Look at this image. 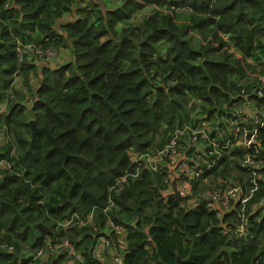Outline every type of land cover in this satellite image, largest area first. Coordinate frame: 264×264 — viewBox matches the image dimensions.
I'll list each match as a JSON object with an SVG mask.
<instances>
[{
  "label": "trees",
  "instance_id": "trees-1",
  "mask_svg": "<svg viewBox=\"0 0 264 264\" xmlns=\"http://www.w3.org/2000/svg\"><path fill=\"white\" fill-rule=\"evenodd\" d=\"M85 1L0 0V105L8 104L0 128L4 141L11 139L0 161L12 164L0 168V245L15 246L0 247V264H38L31 253L56 237H68L93 263L96 239L111 232L109 219L128 233L124 264H264V204L248 213L249 233L236 234V210L219 216L209 208L197 191L202 182L192 205V196L182 203L165 197L168 168L142 169L111 189L135 171L132 154L160 149L179 127L231 113L250 69L264 72V0H98L95 10L84 9ZM147 6L154 7L150 16L141 14ZM177 13L189 15L187 22L178 24ZM20 42L69 49L70 58L20 63ZM17 77L23 90L15 89ZM32 120L58 146L44 133L33 138ZM261 135L264 145V129ZM242 156L235 148L220 157L201 181L217 179L218 188L220 179L242 178ZM262 196L264 184L252 203ZM109 198L114 204L104 212ZM93 210L97 229H59L71 214Z\"/></svg>",
  "mask_w": 264,
  "mask_h": 264
},
{
  "label": "built area",
  "instance_id": "built-area-1",
  "mask_svg": "<svg viewBox=\"0 0 264 264\" xmlns=\"http://www.w3.org/2000/svg\"><path fill=\"white\" fill-rule=\"evenodd\" d=\"M11 7L10 4H6ZM181 12V9H177ZM154 12V7L146 8L141 14L150 16ZM225 41L230 42L228 35H223ZM17 55L20 63L26 59L37 57L44 58L48 63L59 61V56L51 46H41L33 42H20L17 46ZM55 59L56 61L52 60ZM248 88L241 90L242 99L235 102L229 115L222 116L217 122H202L196 126L186 125L175 129L165 144L158 150L152 152L134 153L131 155L135 171H127L122 177L118 178L111 189L121 190L128 184V178L137 179L141 170L145 169L151 173H161L169 165H174L177 159L184 157L177 166L176 173L179 175V190L184 198L193 195L194 188L201 185V178L218 165L220 157L231 156L235 148L243 152L239 162L245 170L244 176L233 182L219 181V187L213 189L206 200L209 208L217 211L221 216L236 210L237 218L234 232L236 234L249 233V216L251 209L264 204V196L260 202L252 201L260 192L264 184V145L262 130L264 129V72L253 73ZM217 127L213 124L220 123ZM217 133V137L211 134ZM5 134L0 129V141L4 140ZM201 141L204 143L205 159L197 162L191 155L190 144ZM194 162V164H192ZM6 166L9 170L11 163L0 161V168ZM167 182L171 183V175ZM200 196V195H199ZM202 198V196H200ZM198 200V199H197ZM113 200L109 198V205L104 209L106 212L113 206ZM108 229L111 231L108 236H99L93 247V263H87L77 244L68 237H56L53 240H46L40 247L32 253V260H47L52 256H64L63 264H124V251L127 248V231L123 225H118L112 220H108ZM95 210L87 216L73 213L71 216L61 221L59 229L65 232L75 227H96ZM227 235L231 234L225 230ZM113 234V235H111ZM118 236L122 243L120 247H113V236ZM1 249L13 252L15 246L6 242L1 243ZM33 263V262H31Z\"/></svg>",
  "mask_w": 264,
  "mask_h": 264
},
{
  "label": "rangeland",
  "instance_id": "rangeland-1",
  "mask_svg": "<svg viewBox=\"0 0 264 264\" xmlns=\"http://www.w3.org/2000/svg\"><path fill=\"white\" fill-rule=\"evenodd\" d=\"M97 1L98 0H86L85 2H82L81 3V6L84 7V9L85 8H89V9L95 10V8L97 9L99 7V4H96L95 3ZM112 1H114V0H112ZM103 4L105 6H107V7H109V8H112L113 7V4L112 3H103ZM148 7L149 6H147V8ZM75 17H76V14H75V16L71 17L70 19L71 20H74ZM188 17H189V15H187L185 13H177V16H176L177 23L178 24L184 23L186 21V19H188ZM191 36L194 38V41L196 42L197 37H198V33L196 31H192L191 32ZM55 51L57 52L60 60L59 61H56L55 59H52V60L56 61L54 63V65H57V64L65 61V59H68V57H70L69 49L63 50V51H57V50H55ZM235 55H240V54H238V52H237ZM40 61L47 62L46 59H44V58L40 59ZM50 64L52 65V63H50ZM257 68H258V66L252 67L250 69L252 72L250 71V73L251 74L255 73L256 70H257ZM17 82L18 83H21V86H23V81H22L21 77H17L16 78L15 84ZM6 110H7V106H6ZM221 118L222 117H220L218 120H221ZM218 120L216 119V120H214V122H217ZM0 129H5V128L2 127ZM10 140H11L10 138L7 141L1 140L0 141V148H3L4 146H7V145H11L10 144ZM189 149H192L191 156L197 162H202V160L205 159V155H204L205 147H204V143H202L201 141H198V142H195V143L190 144V148ZM177 160H179V158ZM217 182H218V180L217 179H214V178L204 180L202 182V185L199 188H197V191H198L199 195L202 196V198L206 199L208 197L209 193L217 186ZM171 187H169L167 189V193L172 190ZM195 199H197V198H195ZM189 205H192V203H189ZM38 261H39V262H37L38 264L45 263L44 262L45 261L44 259H40Z\"/></svg>",
  "mask_w": 264,
  "mask_h": 264
},
{
  "label": "water",
  "instance_id": "water-1",
  "mask_svg": "<svg viewBox=\"0 0 264 264\" xmlns=\"http://www.w3.org/2000/svg\"><path fill=\"white\" fill-rule=\"evenodd\" d=\"M30 124L32 126V136H33V138L37 134L44 133V134H46L48 136V138H50L55 143L56 146H58L57 140L50 136V134L47 131V129L38 128L37 125H36V122L34 120H32ZM182 159H184V157H182L179 160H177V162L174 165H169V172H170V175H171L172 190L169 191L168 193L167 192L164 193L165 197H173V198H175L176 200H178L181 203L184 201V197L181 195L180 190H179V178L180 177L176 173V169H177V166L182 161ZM177 264H182L180 258H177Z\"/></svg>",
  "mask_w": 264,
  "mask_h": 264
},
{
  "label": "crops",
  "instance_id": "crops-1",
  "mask_svg": "<svg viewBox=\"0 0 264 264\" xmlns=\"http://www.w3.org/2000/svg\"><path fill=\"white\" fill-rule=\"evenodd\" d=\"M70 58V57H69ZM66 60H68V59H65V61ZM50 64V63H49ZM42 65H48V63H46V62H43V64ZM15 88H16V90H23V87L21 86V83H16L15 84ZM6 106L8 107V104L7 103H3L2 105H0V112H4V111H6ZM187 157H191V155H188ZM180 184V183H179ZM172 188V187H171ZM189 198V197H188ZM188 204L189 203H192V204H194L195 202H196V199L192 196V197H190L188 200Z\"/></svg>",
  "mask_w": 264,
  "mask_h": 264
},
{
  "label": "bare ground",
  "instance_id": "bare-ground-1",
  "mask_svg": "<svg viewBox=\"0 0 264 264\" xmlns=\"http://www.w3.org/2000/svg\"><path fill=\"white\" fill-rule=\"evenodd\" d=\"M111 180V179H110Z\"/></svg>",
  "mask_w": 264,
  "mask_h": 264
}]
</instances>
